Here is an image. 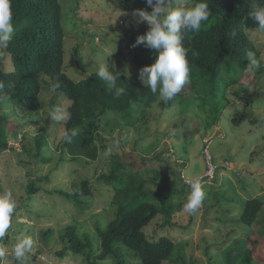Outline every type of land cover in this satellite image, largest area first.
I'll use <instances>...</instances> for the list:
<instances>
[{"label":"rangeland","instance_id":"obj_1","mask_svg":"<svg viewBox=\"0 0 264 264\" xmlns=\"http://www.w3.org/2000/svg\"><path fill=\"white\" fill-rule=\"evenodd\" d=\"M182 2L191 7L198 0ZM59 3L65 72L72 80L96 74L105 60L109 69L142 84L128 45L133 28L147 22H138L135 12L122 10L116 0ZM246 34L264 65V32L249 29ZM4 49L0 48L1 55ZM3 64L12 71L9 56ZM254 73L251 82L227 88L229 101L217 113L211 99L203 96L184 110L178 104L162 109L159 103L166 101L159 98L149 107L136 108L130 118L107 113L99 123L103 148L94 161H72L66 154L61 158L64 128L49 120L48 112L54 106L66 108L63 96L45 88L39 96L42 108L32 114H23L13 103L0 104V117L8 119L10 147L0 153V193L11 191L17 202L10 227L0 238V247L8 249L0 264H138L127 249L123 258L98 259L100 231L115 218L118 199L112 185L99 177L112 173L116 163H126L127 171L148 180L146 187L160 201L177 207L168 222L159 214L144 230L150 239L166 237L174 243L164 264H264V246L257 252L264 242V207L251 227L237 221L248 201L258 198L264 203V73ZM242 114H247L246 120L234 124ZM42 130L47 145L38 153L36 137ZM108 148L112 154L105 156ZM157 174L158 182H149ZM197 177L206 198L190 214L183 211L190 191L187 181ZM84 180L91 194L82 198L83 206L57 194ZM30 186L35 192L27 191ZM67 226L75 228L85 245L82 255L67 251L58 256L63 250L58 234ZM47 229H52V238L41 235ZM19 236L33 240L23 261L15 260L11 251Z\"/></svg>","mask_w":264,"mask_h":264},{"label":"trees","instance_id":"obj_2","mask_svg":"<svg viewBox=\"0 0 264 264\" xmlns=\"http://www.w3.org/2000/svg\"><path fill=\"white\" fill-rule=\"evenodd\" d=\"M116 2L127 12H135L137 9L151 11L146 0ZM206 2L210 10L209 19L201 24L199 31L184 33L183 46L187 50L190 83L172 101L158 102L162 109L178 104L184 110L193 104L194 99L199 100V96H203L211 99L210 105L217 113L221 104L229 101L225 93L227 88L240 81L251 82L256 76L254 71L247 68V53L254 52L258 59L260 53L248 38L246 30L257 27L248 18L251 5L264 4V0ZM11 6L15 32L4 49V54H0V83L3 84L0 89V104L13 103L23 114L39 113L42 108L39 103L42 90H49L52 84L58 82L59 89L52 93L68 100L66 108L71 113V119L60 125L64 130H74L77 133L71 143H65L62 139L61 158L64 160L63 156L66 154L72 161L80 158L96 160L103 148V138L99 132L103 116L113 113L130 118L132 112L141 105L149 107L157 103L158 93L153 94L143 84L117 71L120 74L117 86L125 88V93L119 98L106 90L105 83L96 74L80 82L72 80L65 72V37L59 0H11ZM148 30L149 25L144 24L133 28L130 34L128 50L133 64L140 69L150 66L157 57L154 51L143 45H136L137 37L146 34ZM5 56H9L11 60L12 71L5 70ZM260 73L263 74L264 69ZM246 118L247 114H242L233 123L238 124ZM7 122V117H0V153L10 148L5 133ZM45 133L46 130H42L36 137L38 153L47 145ZM43 160L47 161L45 158ZM129 166L133 167V164ZM126 168V163H116L112 173L99 177L112 185L118 199L115 202V218L104 231H100L101 252L98 259L103 261L111 257L123 258V252L126 253L124 249H127L138 264H164L173 253L174 243L166 237L150 239L144 230L159 214L168 222L172 211L177 207L160 201L159 195L146 187L148 180L138 172L132 173ZM155 177L149 182L157 183L160 177L158 174ZM27 191L35 192L33 186ZM57 194L83 206L82 198L91 194L89 182L84 180L73 185L69 192L58 191ZM263 206L264 203L258 198L248 201L237 221L251 227ZM47 230L41 235L52 238V229ZM58 240L63 244V250L58 256L64 257L67 251L74 255L84 253L85 245L73 226L60 231ZM263 243L259 246V252L263 249Z\"/></svg>","mask_w":264,"mask_h":264},{"label":"clouds","instance_id":"obj_3","mask_svg":"<svg viewBox=\"0 0 264 264\" xmlns=\"http://www.w3.org/2000/svg\"><path fill=\"white\" fill-rule=\"evenodd\" d=\"M151 8L148 12L137 9L135 15L139 17L138 22H147L149 30L146 34L137 37L136 45L154 51L157 57L150 66L139 70V79L144 87L149 88L153 94L159 95L163 101H172L190 83V68L187 60V50L183 46L184 33L186 31H199L201 24L209 19L210 10L206 0H198L191 7H186L182 0H146ZM257 26L255 31L264 32V4L253 3L248 13ZM15 28L13 25V14L11 0H0V48H7L13 38ZM247 68L250 71L264 69L254 52L247 53ZM91 75V74H88ZM119 73L109 69L104 60L97 66L96 76L106 85V90L112 92L116 98L125 93L124 87L117 86ZM60 84L54 83L50 91L55 93ZM3 84L0 83V89ZM49 120L61 124L71 119V113L63 106H54L49 109ZM77 135L74 130H64L61 137L65 143H71ZM112 148H108L104 155L110 156ZM190 191L183 211L195 214L206 198V193L200 178H192L187 181ZM17 208V202L11 191L0 193V238H3L10 227L11 218ZM33 240L30 237L19 236L11 251L15 260L23 261L26 255L32 251ZM8 252L5 247H0V260Z\"/></svg>","mask_w":264,"mask_h":264},{"label":"built area","instance_id":"obj_4","mask_svg":"<svg viewBox=\"0 0 264 264\" xmlns=\"http://www.w3.org/2000/svg\"><path fill=\"white\" fill-rule=\"evenodd\" d=\"M207 163H208V162H207ZM208 164H209V163H208ZM209 169H213L211 164H209ZM213 170H214V169H213Z\"/></svg>","mask_w":264,"mask_h":264},{"label":"crops","instance_id":"obj_5","mask_svg":"<svg viewBox=\"0 0 264 264\" xmlns=\"http://www.w3.org/2000/svg\"><path fill=\"white\" fill-rule=\"evenodd\" d=\"M263 207H264V206H263ZM248 240H249V239H248ZM258 243H259V242H258ZM261 243H262V242H261ZM261 243H260L259 245L257 244V245H258V247L261 245ZM258 250H259V248L257 249V252H258Z\"/></svg>","mask_w":264,"mask_h":264}]
</instances>
